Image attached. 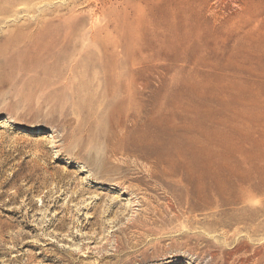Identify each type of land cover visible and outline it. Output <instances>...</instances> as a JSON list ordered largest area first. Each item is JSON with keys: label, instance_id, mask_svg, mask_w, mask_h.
Listing matches in <instances>:
<instances>
[{"label": "rangeland", "instance_id": "1", "mask_svg": "<svg viewBox=\"0 0 264 264\" xmlns=\"http://www.w3.org/2000/svg\"><path fill=\"white\" fill-rule=\"evenodd\" d=\"M110 1L0 0V264H264V49L237 40L264 23V0H214L229 24L204 57L150 61L135 83L146 5ZM112 55L122 85L201 112L206 188L190 196L177 176L106 155Z\"/></svg>", "mask_w": 264, "mask_h": 264}, {"label": "bare ground", "instance_id": "2", "mask_svg": "<svg viewBox=\"0 0 264 264\" xmlns=\"http://www.w3.org/2000/svg\"><path fill=\"white\" fill-rule=\"evenodd\" d=\"M143 1L145 2L146 6L144 8L142 7V5L140 6V8L138 7L137 10L139 13V17H141H138V19L136 18V23L131 29L132 33L134 34L133 38L141 39L144 44V49L148 50L149 53L145 55L137 53L135 51H132V54L130 53L132 56L131 73L133 83L136 82L141 68H144V66L150 61L159 60L164 56L172 58L175 62L180 60H190L193 59L192 57H197L200 60L203 54H205L209 49L210 41L219 40V34L222 33L221 30L225 27V24L228 23L227 21H222V18L218 17V10L216 9L217 5H214V0H142V2ZM105 3H111V1L105 0ZM129 15H132V12L131 14L129 13ZM243 32L244 33L242 35H239L237 39L240 44H242L243 46L245 44L249 45V48L257 51L258 49H264V23H262L258 30L252 27H248ZM247 47L248 46H246V49ZM189 51H192L194 55L190 54ZM116 58V55H112V57L110 58V63L112 64V66L105 69L109 81H114L116 85L104 86L101 92L103 97L110 96V100L106 106L107 117L110 121V132L107 137L105 135L108 144L107 154H105L111 157H116L121 154L124 157V162L128 164L134 163L139 165L146 162L147 164H149L148 169L151 173H163L171 176V178L177 176L178 181L181 184H184L186 189V185L190 187V190L187 189V192L191 196L193 192L191 190V186L195 183L198 186L195 191L201 190V186H203L202 184L204 183V181H206L205 171H210L207 170L206 167V170H204L206 134L204 128H202L203 116L201 112L198 109L193 108L192 103L190 104L188 102L174 103V101H158V91L153 86H142L148 89L151 96L150 98L146 99L144 98V96L141 97V92L139 91L141 86L122 85L121 83L124 82L125 77L123 78L122 74L119 72V69L115 63ZM197 62L200 65H204L202 61ZM184 70L186 71L189 69H186L185 66H183L181 72H183ZM168 90L169 89L165 90L162 93V96L168 97ZM194 105L196 104L194 103ZM195 107H197V105ZM193 112H195V115L190 117V114ZM225 112L227 114L228 111ZM204 115L206 114L204 113ZM179 117L185 119V121L181 124H175L176 118ZM224 145L225 144L223 143V146ZM215 146L217 147V144H214L213 147ZM228 148L229 147H227V149ZM216 168L217 167H215V170ZM102 169L104 168L102 167ZM212 171L210 176H212ZM211 179L212 178H210V180ZM218 187L219 186H217V189H219ZM214 189L216 188L214 187ZM235 191L236 190H234V192ZM208 192L206 193L204 191V193L209 195ZM203 198L198 199L200 201ZM211 199L212 198H210V200ZM226 200L228 199L226 198ZM238 200H240V197L239 199L237 198V202ZM207 201L208 200L206 199V203ZM188 207L189 210H192L190 206ZM202 208L204 207L202 206ZM193 210L195 211V209Z\"/></svg>", "mask_w": 264, "mask_h": 264}]
</instances>
